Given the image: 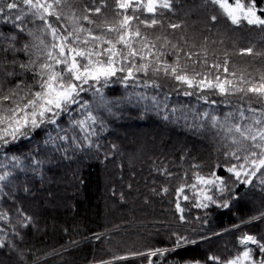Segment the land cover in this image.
Wrapping results in <instances>:
<instances>
[{"label": "trees", "instance_id": "16d2710c", "mask_svg": "<svg viewBox=\"0 0 264 264\" xmlns=\"http://www.w3.org/2000/svg\"><path fill=\"white\" fill-rule=\"evenodd\" d=\"M7 2L12 0H0L4 7L0 37L7 38L0 39V47L11 43L14 49L0 52V58L7 57L8 71H13V60L17 67L13 76L0 69L5 94L18 81L33 83L32 72L18 68L29 58L23 45H31L33 53L37 50L38 41L28 32L51 41L50 35L39 31L43 22L31 14L24 19L27 31H18L12 21L22 10L27 12V6L17 0L18 7L8 10ZM99 4L100 0H67L58 9L64 18L49 19L71 30L69 17L82 16L86 8ZM257 5L264 7V0H257ZM174 7V12L159 10L162 24L155 28L133 21V29L138 26L156 48L151 49L154 55L143 49L144 60L135 58L137 65H149L147 71L133 67V76L126 81L122 79L126 71L109 78L103 96L111 112L97 105L94 90L89 89L80 95L90 110L71 105L55 124L45 123L28 137H8V144L0 143V175L10 173L0 181V264H215L210 256L221 262L239 257L238 264H253L264 259L253 244L247 245L253 250L252 259H243L246 247L238 242L245 234L264 242V169L245 178L229 172L243 160L231 155L236 147L231 136L238 134L226 131L233 123H254L264 101L252 94H221L198 85L204 75L213 83L217 75L237 82L223 68L211 67L222 65L225 53L230 71L247 69L252 76H258V70L264 72V57L238 54L252 45L264 50V30L246 22L233 25L217 6H202V0H178ZM133 11L105 0L101 14L92 19L113 24L122 18L117 12L132 15ZM135 14L151 18L140 9ZM213 15L215 22L210 19ZM78 23L94 27L87 21ZM169 23L182 27L173 30ZM94 34L116 35L102 28H95ZM80 35L86 37V33ZM12 36L16 39L11 40ZM157 36H167L179 45V64L187 65L190 79L195 76L192 87L165 74L162 63H156L157 57L161 62L177 60L170 46L160 47L163 39L157 41ZM94 43L80 47L91 49ZM134 47L141 45L137 42ZM193 53L189 60L186 54ZM153 66L161 71L153 72ZM89 115L97 117V122L88 121ZM77 121H84L83 127ZM197 177L213 180L210 196L215 203L198 199L201 180ZM245 179L249 182L243 183ZM224 203L228 206L223 207ZM203 204L208 207L197 206ZM177 236L189 243L176 247ZM159 249L170 251L150 255Z\"/></svg>", "mask_w": 264, "mask_h": 264}, {"label": "snow or ice", "instance_id": "6c2138e0", "mask_svg": "<svg viewBox=\"0 0 264 264\" xmlns=\"http://www.w3.org/2000/svg\"><path fill=\"white\" fill-rule=\"evenodd\" d=\"M19 3L26 5L28 10L27 12L22 10L14 16L12 22L17 30L20 32L27 31L24 19L31 14L34 19H39L43 22L39 31L50 35L51 41L46 42L41 36L28 32L30 36H33L38 41L37 50L33 53L31 45H23V50L28 54L29 58L27 61L20 63L18 68L21 72H32L33 83L25 85L23 81H18L15 87L10 89L7 94L0 87V125H2L0 127V143L3 144L10 142L7 139L8 137H11L12 140L28 137L45 123L55 124L62 112L70 111L69 106L71 105H77V110L89 108V102L83 100L80 95L89 89L94 90L97 105L111 112L110 102L103 96V87L107 85L109 78L116 76L117 72L126 71L127 76L122 78L126 81L133 76V67H135L136 71H147L149 65H137L135 58L139 57L140 60H144L143 49H148L149 55H154L151 49L156 48V44L147 35L142 34L138 26L133 29V21H138L145 28H155L157 25L162 24V21L157 18L158 15H163L159 10L174 12V6L178 3V0H115L118 9H133L134 11L132 15L117 12V16H122V18L113 24L106 22L96 23L92 19L93 15L101 14L105 0H100V4L96 7L86 8L84 15L76 16L74 14L73 17L68 18L74 25L71 30H69L67 25L54 23L49 19L54 17L56 22H60L64 18V13L58 9L61 4L67 3V0H19ZM208 4L217 6L233 25L239 26L242 22H246L250 26L264 30V7H258L257 0H233L232 3H229L228 0H202V6ZM6 7L8 10L16 9L18 7L17 0L7 2ZM135 9L146 11L151 14V18L141 19L139 15L135 14ZM3 12L4 7L0 6V13ZM4 19L7 20L9 17L5 16ZM210 19L215 22L217 16L213 15ZM80 20L87 21L89 25L94 27L85 28L78 23ZM15 21L20 23L17 24ZM168 27L175 30L181 28L182 25L180 23H169ZM95 28H102L105 32L115 33L116 35L113 38H109L104 34L97 35L94 34ZM82 32L86 33V37L83 39L80 35ZM0 39L7 38L0 37ZM10 39L15 40L16 37L12 36ZM161 39H163V43L160 47L170 46L177 55V60L175 63L161 62L159 57H157L156 63H162L165 74H170L181 83L192 87L195 76L190 79L186 75L187 65L181 66L179 64V53L182 51L179 45L172 43L167 36L163 38L160 36L155 37L157 41ZM90 41L96 42L91 49L80 47L81 44L88 45ZM137 42L141 45L139 49L134 47V43ZM13 49L14 45L9 43L7 47H0V52L7 53ZM171 54L173 53H169V55ZM238 54L264 57V50H257L256 46L252 45L240 49ZM33 55H35V59L32 58ZM186 55L191 60L195 54ZM228 55V53H225L226 58L222 65L216 63L211 67L217 70L223 68V71L235 78L237 82L234 83L230 79L221 80V77L217 75L215 76L216 82L213 83L208 78V75H204L198 85L206 86L210 89H218L221 94H252L259 101H264V72L258 70V76H252V73L247 69L230 71ZM93 57H96V59H93ZM7 63L6 56L0 58V69L7 72L9 76L16 75L15 68L17 65L15 60L12 61L13 71H8ZM193 63L195 64L196 61H193ZM204 63L206 64L207 61L205 60ZM117 64H120V67H116ZM129 64L132 67H129ZM152 71L159 72L161 68L153 66ZM193 72H195V69H193ZM195 75H201V73L195 72ZM101 81L104 83L101 84ZM85 85L89 87L85 88ZM97 85H100V87H97ZM252 111L255 112L256 110L253 109ZM241 119H245L243 113H241ZM87 120L96 123L97 117L89 115ZM76 123L82 127L84 125V121H77ZM217 123L214 119V126ZM226 131L229 134H238L231 136V143L236 146L231 155L237 160H243V163L228 168V171L240 177L241 172L237 171V167L245 171L246 176H255L257 171L264 169V110L260 111L259 118H254V123H233L226 128ZM92 134L94 135L95 133L93 132ZM13 159L17 166L21 164L18 158L14 157ZM34 163L38 164L39 162L34 161ZM246 165L254 170L250 173L247 172ZM8 175L10 173L0 175V181L5 180ZM197 179L203 181L202 177H197ZM203 182L213 183L210 180ZM248 182V179L243 181V183ZM205 199L215 203L211 196H206ZM197 206L208 207L207 204ZM222 206L227 207L228 204L224 203ZM177 207L179 208V205ZM2 218L0 217V219ZM181 219H184L183 216ZM238 242L246 247L243 252V259L245 260L252 259L253 250L247 248L249 244L256 245L258 251L264 253V242H261L255 236L245 234L239 238ZM187 243L189 241L186 238L177 236L176 247H182ZM192 243H195V241H192ZM0 247H3V243H0ZM166 251L170 250L159 249L150 253V255H157L158 253L163 255ZM117 259H125V257H117ZM209 259L214 261L215 264H238L240 258L227 262H221L218 257L214 256H210ZM106 264H110V262H106ZM253 264H264V259H256Z\"/></svg>", "mask_w": 264, "mask_h": 264}, {"label": "rangeland", "instance_id": "374dc122", "mask_svg": "<svg viewBox=\"0 0 264 264\" xmlns=\"http://www.w3.org/2000/svg\"><path fill=\"white\" fill-rule=\"evenodd\" d=\"M247 169V172H251L252 171V168L250 167V166H248V168H246ZM237 171H240L241 172V177L242 178H245V177H247L246 175H245V171H242L241 169L240 170H237ZM208 180H210V181H213V180H211V179H206V180H203V181H208ZM203 181H200L199 182V184H200V187H199V189L196 191V193H197V196H198V199L200 200V201H203V200H207V199H205V197L206 196H210V194H211V186H212V183L211 184H209V183H204ZM220 189V187H217V190H219ZM243 260V259H242ZM240 264H243V263H240Z\"/></svg>", "mask_w": 264, "mask_h": 264}]
</instances>
